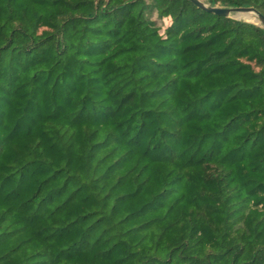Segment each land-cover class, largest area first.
<instances>
[{"label":"trees","instance_id":"obj_1","mask_svg":"<svg viewBox=\"0 0 264 264\" xmlns=\"http://www.w3.org/2000/svg\"><path fill=\"white\" fill-rule=\"evenodd\" d=\"M0 264H264V29L0 0Z\"/></svg>","mask_w":264,"mask_h":264},{"label":"water","instance_id":"obj_2","mask_svg":"<svg viewBox=\"0 0 264 264\" xmlns=\"http://www.w3.org/2000/svg\"><path fill=\"white\" fill-rule=\"evenodd\" d=\"M190 1L193 2L197 7L207 12L237 20H245L247 22L259 25L264 29V16L254 7L223 8L210 6L202 0ZM254 17H256V21H250Z\"/></svg>","mask_w":264,"mask_h":264},{"label":"rangeland","instance_id":"obj_3","mask_svg":"<svg viewBox=\"0 0 264 264\" xmlns=\"http://www.w3.org/2000/svg\"><path fill=\"white\" fill-rule=\"evenodd\" d=\"M203 2H205V0H202ZM206 3V2H205ZM207 4V3H206ZM169 23H170V20L169 19H165L163 22H162V25H163V29L167 26V25H169Z\"/></svg>","mask_w":264,"mask_h":264},{"label":"bare ground","instance_id":"obj_4","mask_svg":"<svg viewBox=\"0 0 264 264\" xmlns=\"http://www.w3.org/2000/svg\"><path fill=\"white\" fill-rule=\"evenodd\" d=\"M250 21H256V17L252 18V20H250Z\"/></svg>","mask_w":264,"mask_h":264}]
</instances>
